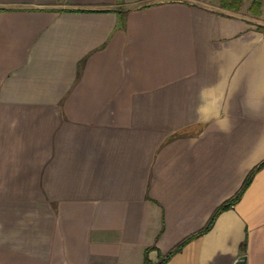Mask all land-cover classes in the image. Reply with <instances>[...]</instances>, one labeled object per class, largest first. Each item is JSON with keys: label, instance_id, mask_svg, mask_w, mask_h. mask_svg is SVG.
<instances>
[{"label": "crops", "instance_id": "0c3cea01", "mask_svg": "<svg viewBox=\"0 0 264 264\" xmlns=\"http://www.w3.org/2000/svg\"><path fill=\"white\" fill-rule=\"evenodd\" d=\"M263 8L0 0V264L157 262L201 230L264 160ZM240 255L264 264V166L165 264Z\"/></svg>", "mask_w": 264, "mask_h": 264}, {"label": "trees", "instance_id": "16d2710c", "mask_svg": "<svg viewBox=\"0 0 264 264\" xmlns=\"http://www.w3.org/2000/svg\"><path fill=\"white\" fill-rule=\"evenodd\" d=\"M247 0H219V5L225 9H230L233 11H239L241 10L243 4ZM261 8H262V0H250V4L248 6V11L254 15H260L261 14ZM264 166V160L260 162L258 165H256L254 168H252L248 174L246 175L242 185L240 186L239 190L235 193L234 196L231 198L225 200L222 202L214 211V213L209 218L207 224L199 230L196 234L190 236L189 238H186L182 242H180L178 245H176L172 250H170L167 253H162L158 250V261L153 262L149 257V251L154 248V246H150L145 249L144 252V262L143 264H165L168 259L177 251H179L183 245L191 238L195 236H199L203 234L204 232L208 231L211 226L213 225L215 219L217 216L224 210L230 208L232 205H234L243 195L247 187L251 184L255 174L259 169H261ZM246 248V242H243L241 244V251L244 253Z\"/></svg>", "mask_w": 264, "mask_h": 264}, {"label": "rangeland", "instance_id": "374dc122", "mask_svg": "<svg viewBox=\"0 0 264 264\" xmlns=\"http://www.w3.org/2000/svg\"><path fill=\"white\" fill-rule=\"evenodd\" d=\"M217 2H218V0H217ZM249 4H250V0H247V1L243 4L241 11H242V12H248V14L253 15L252 13H250V12L248 11V6H249ZM263 9H264V8H263ZM261 12H262V8H261Z\"/></svg>", "mask_w": 264, "mask_h": 264}, {"label": "water", "instance_id": "95a60500", "mask_svg": "<svg viewBox=\"0 0 264 264\" xmlns=\"http://www.w3.org/2000/svg\"><path fill=\"white\" fill-rule=\"evenodd\" d=\"M234 264H246V256L240 255Z\"/></svg>", "mask_w": 264, "mask_h": 264}]
</instances>
